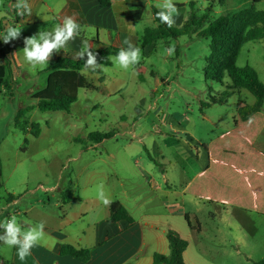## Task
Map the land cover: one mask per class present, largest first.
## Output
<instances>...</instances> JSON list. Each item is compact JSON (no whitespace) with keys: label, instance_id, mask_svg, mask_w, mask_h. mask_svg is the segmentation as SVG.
Here are the masks:
<instances>
[{"label":"rangeland","instance_id":"rangeland-1","mask_svg":"<svg viewBox=\"0 0 264 264\" xmlns=\"http://www.w3.org/2000/svg\"><path fill=\"white\" fill-rule=\"evenodd\" d=\"M195 1L203 11L211 0ZM8 2L17 0H0V12L8 9ZM214 5L217 16L250 8L253 1L225 0L222 6ZM255 6L264 10V0ZM18 29L31 37L46 26L37 33L27 26ZM169 46L175 47L171 56L165 51ZM22 49L18 48L20 74L11 92L0 94V222L9 216L5 202L9 193L29 189L51 196L59 180L71 185L79 170L91 166L99 172L116 170L129 194L148 193L152 183L164 188L166 181L181 192L192 182L186 196L177 195L184 207L175 206L180 211L173 221L187 231H191L188 222L195 227L191 239L195 264H254L264 259V107L249 124L238 114L240 100L255 101L249 91L232 94L224 104H211V97L226 90L230 79L205 78L209 38L192 34L161 40L156 53L146 58L141 52L139 63L127 71L113 62L112 67L103 65L107 72L88 70L85 74L98 89L79 90L78 101L68 111L54 112L39 110L33 98L36 85L46 86L49 64L33 68ZM236 63L253 67L264 83V41L244 44ZM100 78L106 87L99 85ZM28 106H34L27 118L39 124V137L15 124L18 110ZM110 132L114 137L102 144L87 140L91 133ZM92 146L104 153L103 160L95 152L82 151ZM107 152L116 153V159H108ZM206 153L211 169L197 175L198 160ZM144 200L151 202L134 209L135 215L165 212L168 207L155 192ZM11 251L0 241L5 262H10Z\"/></svg>","mask_w":264,"mask_h":264},{"label":"crops","instance_id":"crops-1","mask_svg":"<svg viewBox=\"0 0 264 264\" xmlns=\"http://www.w3.org/2000/svg\"><path fill=\"white\" fill-rule=\"evenodd\" d=\"M173 1H176L179 10V15L174 19L176 26H180L186 19V4L191 0ZM161 2L163 0H113L110 6H103L99 0H28L31 5V16L18 15V10L13 7L14 3L8 2V9L5 12H0V64L9 61L12 75L9 87L4 88L3 92H9L12 89L13 83L20 74L21 63L19 62L18 48H24V39L29 37L28 33H21L19 38L4 43L2 36L8 25L16 28L27 26L37 33L42 25L46 26L44 31H51L54 26L62 23L64 17L74 16L76 22L81 26L79 36L75 40L69 41L66 49L54 52L49 65L60 57L77 60L74 58L75 54L81 50L82 42L85 40L89 41L92 46L90 50L94 53L105 46L127 48L128 45L123 43L125 39L139 47L143 53L144 31L147 27L156 25L153 8L161 10L157 7V4ZM84 59L86 61V56ZM110 67H112V61ZM83 74L85 73L83 72ZM85 76L94 84V89L85 90H97L98 87L94 81L86 74ZM98 81L100 86L106 87L101 78ZM35 88L40 89L37 85ZM123 150L128 153L129 149ZM82 151L95 152L100 155V160L104 159L102 157L104 153L97 147L92 146L82 149ZM106 157L110 160L116 159V153L107 152ZM149 158L153 159L150 155ZM198 161L200 165L197 175L211 169L212 161L208 153H206V158ZM165 172L164 168L163 173ZM165 183L164 188L159 184L152 183L149 185L151 190L148 193L132 192L130 195L123 184L121 175L116 170L99 172L96 168L91 169V166H88L83 171L79 170L76 181L71 185L63 184L59 180L52 188L57 191L51 196L47 192L42 194L29 192V189L9 193L7 201H5L8 202L7 205L10 208L8 218L15 215L24 230L44 221L46 234L44 239L31 249V255L24 260L18 257L17 248L12 247L10 263L154 264L155 253L164 255L169 253L166 232L172 229L188 242V247L184 252L185 263L195 264L197 259L191 251V239L194 237L196 229L192 227L191 222H188L191 231H187L183 226H177L173 221L174 216L180 211L175 206L184 207V203L179 202L177 195L186 196L192 182L186 183L181 192L173 190V186L169 185L168 181ZM100 184L104 185V191L111 201L119 200L124 205L132 215L133 223L110 220V206H105L97 198ZM64 190L72 192L71 200L65 199ZM153 192L159 198L162 197V202L168 204V207L164 209L165 212L144 211L139 216L135 215L134 209H142L144 205L151 202L144 199ZM185 214L187 215L186 212ZM66 246L77 250H87L89 256L84 260L64 253L62 250Z\"/></svg>","mask_w":264,"mask_h":264},{"label":"trees","instance_id":"trees-1","mask_svg":"<svg viewBox=\"0 0 264 264\" xmlns=\"http://www.w3.org/2000/svg\"><path fill=\"white\" fill-rule=\"evenodd\" d=\"M99 1L103 6H110L113 0ZM252 1L253 5L250 8L241 9L235 14L222 13L215 16L213 14L214 3L217 2L222 6L225 0H211L203 11L195 0H191L187 3L190 9L188 17L182 25L174 24L171 28L160 22L156 16L160 10L153 8L156 25L147 27L144 31L143 54L145 57H150L156 53L161 40L179 39L192 34L200 38H209L211 52L206 57L205 78L218 82H223L225 76L230 79L226 90L217 97H211V104H224L232 94L247 90L255 97V101L250 104L247 100H240L238 114L242 121H248L249 118L260 113L264 107V83L260 82L258 73L251 66L241 68L236 63L244 44L250 41H264V10H258L255 6L261 0ZM120 49L105 46L97 50L95 53L98 63L110 66L109 57L115 56ZM84 62L85 59L60 57L48 66L46 86L33 93L39 110L43 112L68 111L69 107L78 101L80 89H94V84L83 74ZM11 75L10 62L0 64V94L3 93L4 88L9 87ZM33 109L34 106L20 108L15 124L22 130L30 132L28 134L32 137H39L41 134L39 124L30 122L27 118ZM112 137H114L112 132L91 133L87 140L99 143ZM2 186L3 169L0 162V188ZM63 196L66 200H71L73 194L69 190H64ZM110 220L112 222L125 221L129 224L134 222L132 215L119 200L112 201L110 205ZM198 228H200L199 224ZM166 237L169 253L167 255L155 253L154 264H186L184 252L188 247V242L172 229L167 230ZM62 252L84 260L89 256V251L77 250L71 246L64 247ZM2 260L3 258L0 257V264H12ZM254 264H264V259Z\"/></svg>","mask_w":264,"mask_h":264},{"label":"clouds","instance_id":"clouds-1","mask_svg":"<svg viewBox=\"0 0 264 264\" xmlns=\"http://www.w3.org/2000/svg\"><path fill=\"white\" fill-rule=\"evenodd\" d=\"M18 10V15L25 14L31 16V5L28 0H17L13 5ZM161 10L156 13L157 18L161 23L166 24L171 28L175 24L174 17L179 15V10L173 0H163L162 4H157ZM81 26L76 22L74 16H66L61 24H57L51 31H39L38 34L24 39V48L22 49L24 59L33 68H46L52 58L54 52H59L61 49H66L69 41L75 40L79 36ZM21 29L8 25L5 29V34L2 36L4 43H9L12 40L19 38ZM124 44L127 48H121L115 56L109 59L117 67L127 71L130 67L139 63L141 59V49L134 46L129 40L125 39ZM82 48L76 52V59L83 60L87 56L83 65V72L88 70L96 72L97 70L107 72L108 69L97 61V54L91 51L89 41L82 42ZM166 53L171 56L175 52L174 46H169ZM249 124L252 119L249 118ZM97 198L105 205L110 206L112 201L107 197L104 191V185L98 186ZM45 222L41 221L35 226L28 227L24 230L18 223L17 217L12 215L0 222V229H3V234H0V241H3L8 247H16L18 257L24 260L31 255V249L39 244L45 237Z\"/></svg>","mask_w":264,"mask_h":264}]
</instances>
